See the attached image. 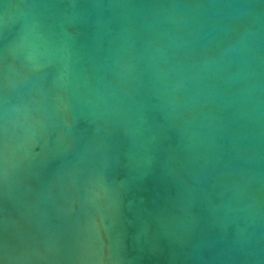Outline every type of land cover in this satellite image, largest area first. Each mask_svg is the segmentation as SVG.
I'll return each mask as SVG.
<instances>
[{
  "label": "water",
  "instance_id": "1",
  "mask_svg": "<svg viewBox=\"0 0 264 264\" xmlns=\"http://www.w3.org/2000/svg\"><path fill=\"white\" fill-rule=\"evenodd\" d=\"M0 264H264V0H0Z\"/></svg>",
  "mask_w": 264,
  "mask_h": 264
}]
</instances>
